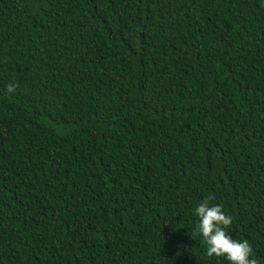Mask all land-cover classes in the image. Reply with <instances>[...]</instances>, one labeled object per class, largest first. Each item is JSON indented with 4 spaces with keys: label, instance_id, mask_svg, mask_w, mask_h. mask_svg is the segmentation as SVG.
I'll return each mask as SVG.
<instances>
[{
    "label": "trees",
    "instance_id": "1",
    "mask_svg": "<svg viewBox=\"0 0 264 264\" xmlns=\"http://www.w3.org/2000/svg\"><path fill=\"white\" fill-rule=\"evenodd\" d=\"M210 195L264 264V0H0V264H229Z\"/></svg>",
    "mask_w": 264,
    "mask_h": 264
},
{
    "label": "clouds",
    "instance_id": "2",
    "mask_svg": "<svg viewBox=\"0 0 264 264\" xmlns=\"http://www.w3.org/2000/svg\"><path fill=\"white\" fill-rule=\"evenodd\" d=\"M17 85H7V92H15ZM214 196L204 198L194 210L198 222L193 235H200L206 245L208 257H224L229 264H258L252 257L253 249L247 240L233 239L227 229L233 217L225 213L220 205L212 204Z\"/></svg>",
    "mask_w": 264,
    "mask_h": 264
}]
</instances>
